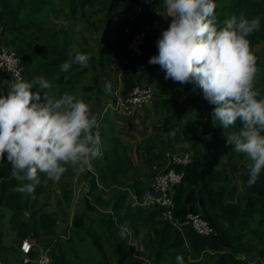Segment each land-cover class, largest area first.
Masks as SVG:
<instances>
[{
  "label": "trees",
  "instance_id": "trees-1",
  "mask_svg": "<svg viewBox=\"0 0 264 264\" xmlns=\"http://www.w3.org/2000/svg\"><path fill=\"white\" fill-rule=\"evenodd\" d=\"M60 1V5H56L55 0H0V33L8 34L6 46L14 49L21 59L24 81L32 82L43 76L52 83L51 90H45L50 91L51 96L58 99L65 94H76L74 97L87 103L96 116L99 107L95 97L111 102L115 100L111 95L118 90L116 82L113 88L102 85V79L109 72L121 73L123 89L120 94L124 97L130 95L145 77L149 85L158 79L161 85L154 89L152 102L156 100L160 114L158 127L163 131L164 139L143 150L138 145L137 152L142 150L140 154H147L143 161L146 171L136 175L133 169L138 171L141 167L138 168L129 144L118 131L117 118L108 106L99 111L94 131L100 133L102 155L92 160L90 170L86 171L85 211L68 222L65 227L68 236L57 235L42 247L50 248L51 264L102 263L83 253L84 238L92 241L94 249L107 248L109 263L106 264H178V256L183 257L184 264H208L210 254L212 264H252V244L264 237V170L257 183L249 187L250 160L245 154L232 150L225 137L230 131L239 130L240 122L224 131L218 123H213L211 114L215 105H211L208 117H205L201 99H206L202 90H193L192 84L166 80L159 65L148 63L158 54L156 42L163 31L160 29L159 0ZM215 3L218 29L224 26L226 19L244 13L249 19L260 18V30L247 37L250 44L264 41V0H215ZM98 5L105 10L97 9L95 14H87L89 7ZM58 11L63 12L67 20L79 15L81 21L94 17L97 12L107 11V36L105 39H87L88 45L82 46V50L73 48L74 39L68 36L69 32L61 33L48 27L49 16ZM122 11L127 12L125 21L119 27L112 25L110 22L115 19L112 14ZM131 21L136 30L145 32L146 43L144 53L126 63L125 54L131 39L126 27ZM77 52L90 56L88 66L73 64L68 72H62L61 65ZM256 66L254 84L258 77L264 83V65ZM87 78L91 82L81 89ZM85 89L91 95L77 94ZM33 90L38 88L34 86ZM6 94L0 87V96ZM171 131L175 132L174 136L168 135ZM208 134H211L210 140L205 139ZM182 142L187 145L183 152L191 151L192 160L187 165L175 166L177 171H184V176L169 191L174 205L165 208L158 203L151 204L149 213L144 214L138 203L145 200L147 191L153 197L160 196L152 185L154 177L168 169L167 152L181 153L177 146ZM10 167L5 154V159L0 161V223L6 217L4 209L11 211L9 222L16 227L20 243L32 235L35 225L55 231L62 218L63 206L72 204L73 193L62 187L63 197L56 195L53 202V184L48 180L36 188L34 197L26 196L16 189L27 181L14 178ZM40 175L43 180L44 174ZM106 190L111 192L107 194ZM48 205H52L51 210H46ZM97 208L108 210V215L94 218L89 212ZM167 210L172 214L171 219L163 217ZM191 213L199 214L214 232L207 236L200 234L188 218ZM258 215L257 223L253 225ZM122 225L133 238L144 243V258L135 257L128 240L121 235ZM84 230L88 232L85 237ZM2 250L6 247L0 241ZM37 254L31 252L33 257ZM0 264L5 263L0 260Z\"/></svg>",
  "mask_w": 264,
  "mask_h": 264
},
{
  "label": "clouds",
  "instance_id": "clouds-1",
  "mask_svg": "<svg viewBox=\"0 0 264 264\" xmlns=\"http://www.w3.org/2000/svg\"><path fill=\"white\" fill-rule=\"evenodd\" d=\"M164 7L172 22L162 31L158 54L148 63L159 65L166 80L202 90L215 105L213 123L224 131L240 122L238 131L225 135L226 142L250 160L247 184L254 186L264 170V99H257L260 93L254 89L257 58L247 37L260 30V18L240 13L218 29L215 0H164ZM89 60V55L77 52L60 70L68 72L73 64L87 67ZM51 88L43 76L32 82L17 79L7 95L0 96V161L6 154L12 176L27 181L16 189L26 196L34 197L36 188L48 180L59 181L68 165L90 170V162L102 155L89 105L70 94L54 98L45 91ZM126 231L122 225L121 235ZM177 261L184 264L182 256Z\"/></svg>",
  "mask_w": 264,
  "mask_h": 264
},
{
  "label": "rangeland",
  "instance_id": "rangeland-1",
  "mask_svg": "<svg viewBox=\"0 0 264 264\" xmlns=\"http://www.w3.org/2000/svg\"><path fill=\"white\" fill-rule=\"evenodd\" d=\"M95 14V12L93 13ZM92 14V15H93ZM102 13L98 14L96 13V15L92 18L83 20V21H71V22H67V19L65 18V14L63 12H59V15L57 17L58 20L56 22H50V29H57L59 30L61 33H65V32H69L68 36H71L74 39V43L72 45L73 48H81L82 46H86L88 45L86 43V40L90 38L93 39L94 35L96 34V28L103 26V23L101 19V15ZM114 17L116 18L117 24L120 25L123 21H125L126 17H127V13H123V12H119L118 14H115ZM62 22H65V25H62ZM95 25V26H93ZM75 29V30H72ZM97 35V34H96ZM251 48L252 51L254 53V55L257 58V64L256 65H264V41H259L258 43H254L251 44ZM107 78V80H109V82H111V84L113 85V81L116 80L117 76L114 72H109L107 77H104L101 81L102 85H105L107 83V81H105V79ZM89 82H91V80H88V78L83 82V84H81V89H83L85 87V85ZM161 83H155L154 85H152L153 89L158 87ZM109 85V84H108ZM254 89L257 90L260 93V97L261 99H264V83L261 82L260 77L257 78L255 84H254ZM78 95H82V96H88L91 95V92H87V90H80L79 92H77ZM120 94V92H119ZM76 95V94H75ZM74 95V96H75ZM111 97L116 98V93L113 92V94L111 95ZM95 101L97 106L99 107L97 114H96V119L99 115V111L102 108H107V103L105 102V100L103 99H99L98 97H95ZM117 99V98H116ZM201 105L203 107L204 110H206L205 113V117H208V112L209 109L211 107V104L208 103V101L201 99ZM114 102V101H113ZM112 102V104H113ZM154 104V102H153ZM113 108V105L109 106V109ZM111 113L112 115H115L116 112L113 111L111 109ZM153 116H157L156 114H153ZM115 117L118 119V121H120V124H122V122L124 121V117L121 115H115ZM144 122V121H143ZM136 131H140L138 126ZM234 131H238V130H234ZM128 133H133L130 132L128 130L124 131V129L122 130V135L125 139L128 140L129 144H134V142L136 143L135 139L134 142L131 141V138L129 136ZM132 142V143H131ZM181 152L186 150V146H185V150H182L181 147ZM144 155V154H143ZM134 157L136 158L135 161L140 165V156H136V153H134ZM92 164V161L90 162V165ZM67 167V171L63 174V176L61 177V179L59 181H52L53 184V193L52 196H62L63 197V193L61 191L62 187H65L66 189H69L72 193V204H68L66 203L63 208H62V212L60 213L62 218L64 217L65 220L64 223L67 227V224L69 221H71L72 219H76L78 215H81L84 211H85V198L87 197V191H88V179L86 177V171H88V169L86 168L84 171H78L76 169H74L72 166L68 165ZM133 172H135L136 175H141L143 172V169L140 168V170L136 171L135 169H133ZM134 177H131L130 179H133ZM240 187L243 188L242 184H240ZM244 189V188H243ZM111 191L110 190H106V193L109 194ZM105 193V194H106ZM55 201V199L53 200V202ZM43 203V201L41 202ZM149 208L150 205H141V209L143 211L144 214H148L149 213ZM52 209V205H48L46 210H51ZM109 211L104 209V208H97L96 211L93 212H89L90 215H92L94 218H98L99 215H108ZM259 214V213H258ZM263 213L260 211V215H262ZM76 216V217H75ZM62 218L60 221L61 225L63 223ZM259 219V215L258 218L256 219L255 223L253 225H255L257 223V220ZM2 225V223H0V226ZM64 229V232H62V235H66L67 231ZM87 231L84 230L83 235L84 237L87 236ZM131 232L130 231H126L123 234V237H125L131 248L134 250V255L135 257L138 258H144V252H145V245L143 242H141V240H136L135 238H133V236H131ZM83 237V238H84ZM84 242H82L83 245V253L85 255H91V257H96V262L102 261V263L100 264H106L109 263V261L107 260L108 258V250L105 247V249H102V251L99 249H94V245L92 243V241L90 239H83ZM97 247V246H96ZM98 248V247H97ZM264 237L262 239H257L255 242H253L252 244V252H251V256H250V260L252 264H264ZM100 251V252H99ZM208 264H212V254H210V257H208L207 260ZM6 263H10V264H20V258L19 255L12 258L8 259L4 262ZM115 264V263H114Z\"/></svg>",
  "mask_w": 264,
  "mask_h": 264
},
{
  "label": "built area",
  "instance_id": "built-area-1",
  "mask_svg": "<svg viewBox=\"0 0 264 264\" xmlns=\"http://www.w3.org/2000/svg\"><path fill=\"white\" fill-rule=\"evenodd\" d=\"M133 21V18H132ZM126 27V31L130 34L131 39L127 46L125 54V62L128 63L130 59L141 56L144 53V45L146 43V34L143 31L136 30L133 22ZM24 66L21 59L17 56L14 49L9 46H0V75L7 73L11 75L12 79H23ZM116 100L113 102V108L117 111H123L127 114H134L135 112L142 110L144 107L150 105L154 99V89L146 82L137 84L130 95L124 97L121 94H116ZM191 151L181 153L167 152L169 161L167 162L165 172H159L156 174L153 180V187L160 193V196L153 197L149 191L146 193V198L143 202H137L142 205L161 204L164 207H170L174 205V199L169 191L171 187L182 181L184 171H177L175 166L187 165L191 162ZM174 166V167H173ZM136 203V204H137ZM166 208V207H165ZM164 218H172V214L167 210ZM193 227L202 235H211L214 232V228L204 220L199 214H189ZM19 250L21 253V264H51L52 256L50 248L42 249L41 245L36 243L31 238H26L21 241ZM32 251H36L37 256L31 255Z\"/></svg>",
  "mask_w": 264,
  "mask_h": 264
},
{
  "label": "crops",
  "instance_id": "crops-1",
  "mask_svg": "<svg viewBox=\"0 0 264 264\" xmlns=\"http://www.w3.org/2000/svg\"><path fill=\"white\" fill-rule=\"evenodd\" d=\"M54 3L56 5H60L61 1L55 0ZM159 3H160L159 12L161 13V17H162V23L160 24V29L164 31V30L168 29L170 23L172 22V17H169V14H168L166 8L164 7V0H159ZM102 8H104V7L101 5H98L96 7H94V6L89 7L87 14L91 15L94 12H96L97 9H99L101 11L105 10V8L104 9H102ZM59 12H61V11L53 12L49 16L48 27L50 25V22H56L58 20L57 18H59V17H57V16L59 15ZM116 12L113 13L112 15L114 16L116 14ZM123 13H127V12H123ZM106 14H107V11H105L104 13L101 14L102 20H100V21H102L103 26L96 28L95 32L97 35L95 34L94 38L98 37V38L105 39V37L107 36V25H106L107 20L105 18ZM74 20H76L78 22L81 21L79 15H77V16H74V18H72L71 20H67V22L69 23V22L74 21ZM110 23L116 27H119V25L117 24L116 18L114 19L113 22H110ZM62 25L64 26L65 22H62ZM93 26H95V25H93ZM72 30H75V29H72ZM6 44H9L8 34H1L0 33V46L6 45ZM79 50H82V49L80 48ZM115 74H116L117 78L115 81H113V83L116 82V85L118 86L117 87L118 90H117L116 94H119V92L120 93L122 92L121 89H123V82H122L121 73L118 72ZM106 81H107V83L105 84L106 86H108L109 88L114 87L113 86L114 84L112 85L111 82H109V80L106 79ZM157 81H158V83H161L158 79H157ZM157 81L153 82L151 84V86L154 85L155 83H157ZM12 82H14V80L12 79L11 75H9L7 73L0 75V87L6 93H8L9 85ZM141 82L147 83V77L142 79ZM163 82L164 81H162V83ZM158 87H156V88H158ZM156 88H154V89H156ZM113 99H114V97H113ZM115 100H116V98H115ZM105 102L107 103V105L109 107V106H111L113 101H111V102L105 101ZM154 102H155L154 104L152 102L150 105L144 107L142 110H139L134 114H127V113L124 114L123 111H117L114 108H111L113 111L116 112L115 115H121L124 117V121L122 122V124H120V121H118V119H117L119 133L122 134L123 129H124V131L128 130L130 132H133V133H128V134L131 138V141L134 142V139H135L136 143L134 142V144L130 145L128 140L127 139H125V140L129 144V151L131 152L133 157H134V153H136L137 157L138 156L141 157L140 165H138V168L141 167V169H143L144 171H146V167L143 165V161H144V158L147 154L142 155L140 153H142L143 149L152 145L153 142L160 143L164 139L163 131L160 130L158 127L160 114H159L158 109L156 108V105H157L156 100H154ZM153 114H156L157 116H153ZM137 126H138L140 131H136ZM139 144L142 146V150L140 153L137 152ZM185 145H186V142H182L177 147L180 149L182 147V150H183ZM186 148H187V145H186ZM134 159H136V158L134 157ZM158 164H157V167H158ZM152 169H153V167H152ZM54 199H56L55 196H53V200ZM40 200L43 201L42 198ZM4 212H5L6 217L4 218L2 225L0 226V241H1V244L4 247H6V250L0 251V260L1 261L3 260L5 262L6 260L11 259V257L14 258V257L19 255L20 264H21V253L18 250L20 240L18 239V236L16 234V227L12 223L9 222V219L12 215V212L7 210V209H4ZM58 224H60V221L58 222ZM65 227H66V225H65L64 221L61 225L57 226V229L55 231H46V230L41 229L39 226L35 225L34 230L32 232V235L29 238L33 239L36 243L40 244L41 247H43V246H46L47 244H49L52 240H54L55 236L61 235L62 232H64L63 228H65ZM7 264H10V263H7Z\"/></svg>",
  "mask_w": 264,
  "mask_h": 264
}]
</instances>
